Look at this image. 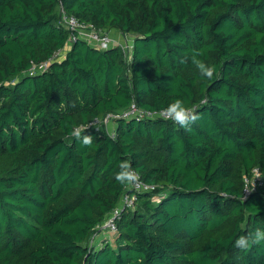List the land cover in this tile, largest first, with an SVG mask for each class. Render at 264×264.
I'll return each instance as SVG.
<instances>
[{"label": "trees", "instance_id": "trees-1", "mask_svg": "<svg viewBox=\"0 0 264 264\" xmlns=\"http://www.w3.org/2000/svg\"><path fill=\"white\" fill-rule=\"evenodd\" d=\"M60 7L132 37L130 59L76 40L26 74L65 46ZM176 99L200 116L190 131L160 117L82 128ZM124 160L155 189L116 216L113 243L90 244L130 192L114 178ZM254 167L264 175V0H0V264H264V243L234 247L264 229V179L242 193Z\"/></svg>", "mask_w": 264, "mask_h": 264}, {"label": "built area", "instance_id": "built-area-1", "mask_svg": "<svg viewBox=\"0 0 264 264\" xmlns=\"http://www.w3.org/2000/svg\"><path fill=\"white\" fill-rule=\"evenodd\" d=\"M60 24L70 30V35L65 43V46L58 51H56L49 59L41 61L38 63L32 62L30 67L25 71L28 75H34L45 71L50 62L53 60L60 59V55L63 53L65 47H70L73 42L76 40H82L87 44L91 45L100 50H106L112 46H120L127 60L130 59V53L132 49V37L130 42H125L129 36L121 35V39L125 42L122 44L111 31L102 30L95 28L91 24H87L79 21L73 15L66 14L63 9L60 7ZM160 117V110H148L141 107H138L134 102H131L126 108L122 110L107 112L101 116L94 117L89 123H87L82 128H90L97 132L105 130L107 134L113 136L114 130L110 127L118 119H135L141 120L144 118H156ZM92 127H89V126ZM136 171V170H135ZM137 172V171H136ZM257 172L260 173L259 177ZM139 176V182L135 185L126 184V188L130 192H123L117 205L105 216L104 220L99 224L98 228L105 229L107 231H114L115 218L122 209H133L137 199V194L143 191H152L155 189V185L143 181ZM264 175L258 167H254L248 174L243 176V196H247L251 192L255 191L258 186L262 185ZM98 235L97 233L93 235L90 240V244H94V237ZM96 245V244H95Z\"/></svg>", "mask_w": 264, "mask_h": 264}, {"label": "clouds", "instance_id": "clouds-1", "mask_svg": "<svg viewBox=\"0 0 264 264\" xmlns=\"http://www.w3.org/2000/svg\"><path fill=\"white\" fill-rule=\"evenodd\" d=\"M203 55L202 50H193L190 59L191 63L198 69L200 75L211 80L215 74V67L206 64L200 57ZM187 59H182L181 63H186ZM161 118L171 120L178 124L185 130H191V125L200 119V116L192 109L185 106L182 99H176L174 102L167 105V107L160 110ZM89 127H92L91 125ZM88 129L75 128L71 135L75 137L82 146L90 147L93 144L94 137L92 134L82 135V131L86 132ZM97 131L99 129H96ZM119 171L115 172V180L121 184L135 185L139 182V176L130 162L127 160L121 161L118 164ZM260 173L257 172L259 177ZM264 243V229H256L253 233L247 235H240L234 242V247L248 250L254 245Z\"/></svg>", "mask_w": 264, "mask_h": 264}, {"label": "rangeland", "instance_id": "rangeland-1", "mask_svg": "<svg viewBox=\"0 0 264 264\" xmlns=\"http://www.w3.org/2000/svg\"><path fill=\"white\" fill-rule=\"evenodd\" d=\"M113 35L122 43V44H125V42H130L131 41V37H128V39L127 40H125V42L121 39V34H119L118 32H115V31H113ZM69 48L68 47H65L64 48V50H63V53L60 55V58H62L64 55H65V53H66V51L68 50ZM111 126V125H110ZM96 233L98 234V235H96L95 237H94V244H96V245H100V244H102V242H103V239L104 238H109V241L111 242V243H113V239H114V236H115V232L114 231H107V230H105V229H102L101 230V228H98L97 230H96Z\"/></svg>", "mask_w": 264, "mask_h": 264}, {"label": "crops", "instance_id": "crops-1", "mask_svg": "<svg viewBox=\"0 0 264 264\" xmlns=\"http://www.w3.org/2000/svg\"><path fill=\"white\" fill-rule=\"evenodd\" d=\"M113 130H115V127H116V123H112L111 126H110Z\"/></svg>", "mask_w": 264, "mask_h": 264}]
</instances>
